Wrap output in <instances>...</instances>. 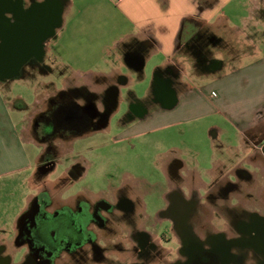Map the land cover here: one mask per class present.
Instances as JSON below:
<instances>
[{"label": "flooded vegetation", "instance_id": "flooded-vegetation-1", "mask_svg": "<svg viewBox=\"0 0 264 264\" xmlns=\"http://www.w3.org/2000/svg\"><path fill=\"white\" fill-rule=\"evenodd\" d=\"M61 6L62 0H0V63H24L20 77L28 66L45 71L44 43L50 38L42 43L41 39L58 23ZM26 28L31 31L28 39ZM11 30L18 35L9 38ZM199 61L212 64L202 54ZM115 93L110 88L100 97L84 95L82 90L53 95L35 115L31 131L46 139L53 131L65 137L80 128L85 134L104 130L116 111ZM80 97L87 101L84 107L74 102ZM99 100L104 107H95ZM135 108L139 116L144 114L141 107ZM243 134V150H250L247 159L255 165L256 180L235 166L230 180L190 191L188 197L175 187L157 210L155 226L137 221L131 199L134 183L101 195L86 189L74 197L72 205L56 198L54 192L40 191L16 224L17 247L26 250L20 264H264V120ZM55 140H48L39 170L45 171L56 160ZM176 165L172 162L169 168L174 170ZM78 171L83 168L72 164L66 175L72 177ZM164 223L169 226L167 234L159 235L155 229ZM162 243L176 245V250H166ZM1 248L0 264H12Z\"/></svg>", "mask_w": 264, "mask_h": 264}, {"label": "crops", "instance_id": "crops-1", "mask_svg": "<svg viewBox=\"0 0 264 264\" xmlns=\"http://www.w3.org/2000/svg\"><path fill=\"white\" fill-rule=\"evenodd\" d=\"M61 7V25L51 38L56 39V59L70 75L57 94L82 90L100 97L113 88V107H121L126 92L128 107L144 105V114L122 136L154 134L178 122L215 116L237 127L244 138V130L264 120V52L257 49H264V0H62ZM45 48L46 43L44 58ZM201 54L212 68L200 63ZM244 56L252 60L226 73L229 63L239 64ZM187 63L195 65L198 75L212 76L202 89L183 82ZM146 89L147 96L139 98ZM162 94L172 98L155 97ZM74 100L80 107L87 103L84 97ZM16 101L20 103L13 102V109H27ZM104 106L101 100L95 103ZM7 108L0 107V175L28 164ZM37 113L29 118L25 133ZM30 140L46 147L32 136ZM172 162H177L175 169L185 167L173 157L162 164L163 171Z\"/></svg>", "mask_w": 264, "mask_h": 264}, {"label": "rangeland", "instance_id": "rangeland-1", "mask_svg": "<svg viewBox=\"0 0 264 264\" xmlns=\"http://www.w3.org/2000/svg\"><path fill=\"white\" fill-rule=\"evenodd\" d=\"M104 22L111 25V21ZM234 23L238 24L237 20ZM64 36L65 33H62L60 39ZM55 41L51 38L46 42L45 71L37 66H28L20 78L0 82V107H8L9 117L17 128L18 136H21L18 146L28 159L23 169L0 175V242L12 264L22 263L26 255L24 247H17V221L32 197L40 191L54 192L56 198L72 205L74 197L82 196L86 189L101 195L108 189L134 183L131 199L137 221L155 226L157 210L164 206V197L175 187L188 197L191 189L198 187V178L203 191L211 183L230 180L235 166L244 168L256 180L255 165L247 159L250 150H243L245 139L241 138L237 127L224 123L219 117L178 122L154 134L122 136L121 132L139 116L133 107H128L126 92L121 107H116L106 129L87 133L69 142L55 140L56 160L45 171L39 170L37 158L42 156L45 148L30 140L33 137L31 127L28 133L23 130L29 127L32 114L44 110L47 99L64 89L63 78L70 75L69 70L56 59ZM257 49L264 52L262 47ZM203 56L204 60L208 59L205 54ZM228 57L221 56L222 59ZM249 60L252 59L244 56L239 64L229 63L226 73L231 71L232 66L241 67ZM186 66L184 83L202 89L211 81L212 76L198 75L192 69L195 65L187 63ZM141 83L144 85V81ZM146 92L147 89L139 98H145ZM201 94L205 96L203 90ZM18 99L27 109L12 108V103ZM46 130L49 131V128ZM173 157L181 159L185 167L171 170L167 166L166 172L163 171L162 164ZM221 162L225 164V169L221 168ZM72 164H78L83 172L78 171L72 177L65 175V170ZM194 174L197 177H193ZM167 227L168 223H164L163 226L157 225L155 230L159 235L167 234ZM162 245L166 250H176V245Z\"/></svg>", "mask_w": 264, "mask_h": 264}, {"label": "water", "instance_id": "water-1", "mask_svg": "<svg viewBox=\"0 0 264 264\" xmlns=\"http://www.w3.org/2000/svg\"><path fill=\"white\" fill-rule=\"evenodd\" d=\"M61 13H62V7H60L59 10H58V23L55 26H53V27H51L50 29L47 30L46 35L41 39V43L45 42L46 39L51 38L54 35L56 29L60 27V25H61ZM24 32H25L24 37L26 39H28L29 36H30L29 34H31L30 29L26 28ZM18 33L19 32L16 31V30H11L8 33V37L11 38L14 35L17 36ZM41 50H42V47H41ZM23 64L24 63H20V64L12 63L11 64V63L8 62V63H4L2 65L0 63V82L6 81V80H11V79L19 77V70H20V68H21V66ZM8 66H10L11 68L6 69Z\"/></svg>", "mask_w": 264, "mask_h": 264}, {"label": "trees", "instance_id": "trees-1", "mask_svg": "<svg viewBox=\"0 0 264 264\" xmlns=\"http://www.w3.org/2000/svg\"><path fill=\"white\" fill-rule=\"evenodd\" d=\"M20 101H15L14 105L17 106V104H19ZM70 105V104H69ZM33 134V138L36 142L38 143H41V144H47L48 143V140H55V139H61V140H71L73 138H76V137H79V136H82L83 134H85V131L82 130L81 128L72 132V133H69L67 136L63 137L61 136L62 134L59 132V131H53L51 134H50V137L49 138H42V137H39L37 135V133H35V131L32 132Z\"/></svg>", "mask_w": 264, "mask_h": 264}]
</instances>
